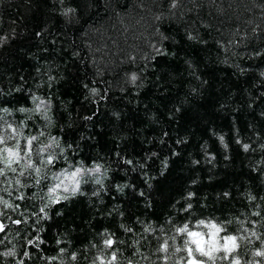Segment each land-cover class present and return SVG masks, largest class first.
<instances>
[{"label":"trees","instance_id":"16d2710c","mask_svg":"<svg viewBox=\"0 0 264 264\" xmlns=\"http://www.w3.org/2000/svg\"><path fill=\"white\" fill-rule=\"evenodd\" d=\"M170 3L0 0V108L11 110L0 115L24 121L26 137L44 128L34 147L59 139V159L41 168L40 185L20 189L24 201L0 193L29 216L7 221L0 253L14 245L16 255L0 264H107L116 249L113 264H176L187 237L175 229L188 223L208 239L200 219L264 240V0ZM33 94L49 102V120L43 108L17 111L35 108ZM96 164L100 173L76 178L75 195L61 185L54 195L68 198L46 209L49 219L31 216L48 203L49 185L67 177L71 189V172ZM37 235L44 243L28 244ZM164 240L167 253L157 250ZM251 240L240 242L241 264H264L252 255L261 241Z\"/></svg>","mask_w":264,"mask_h":264},{"label":"snow or ice","instance_id":"6c2138e0","mask_svg":"<svg viewBox=\"0 0 264 264\" xmlns=\"http://www.w3.org/2000/svg\"><path fill=\"white\" fill-rule=\"evenodd\" d=\"M61 2H63V0H61ZM178 3L179 0H171L170 8H177ZM71 12H74V9L69 8L64 14L67 15ZM157 19H159V17H157ZM6 41L7 37L0 36V44ZM156 51L159 54H163L159 48H157ZM259 54L260 53H257V55ZM49 79L51 80L53 78L49 77ZM131 79L132 81H135L137 79L136 74H132ZM85 87H87V85H85ZM17 91H19V89H17ZM91 91L95 93L96 89H92ZM32 99L35 104L34 109L21 107L17 109V111L22 113L29 111L40 112L43 108L45 110L44 119L46 121L49 120L50 117L47 115L49 102L35 96L34 94ZM0 113L11 115V110L7 107H3L0 108ZM26 127H28V125L24 121H9L5 119L4 115H0V128L3 130L0 132V193H7L11 198L13 196V191H15L16 195L14 200L21 202L25 200L26 196L24 192L20 191V189L29 187L30 182L35 185H40L41 180L44 179V177H41V168L45 166H55L56 161L59 159L56 152L53 150V145L59 147V139L57 137H51V143L48 145L34 147V141L38 140V136L45 135V129L41 128L38 135L26 137L23 132V128ZM5 133L7 135H5ZM22 138L24 140L23 144L21 143ZM220 139L223 141V137H220ZM68 147H71V145H68ZM243 147L244 150L247 151L250 146L245 144ZM153 155H155V153H153ZM127 163L130 164L132 162L127 161ZM101 167L100 164H96L94 168H89L87 170L83 167H77L75 171H72L70 174V178L74 181V185L71 189H69L68 186H64L63 191L65 193L71 191V194L75 195L80 191V181L76 178L86 172L100 173ZM67 172L68 170L64 169L60 175H65ZM53 179L58 180L59 177L54 176ZM95 183L101 184V180L97 178ZM62 184L63 181L61 180L59 183L48 186V203L40 207L38 212H32L31 216L39 217V219L50 218L46 209L51 204H58L61 199L68 198L67 195L63 197L54 195L57 193V190L61 188ZM141 195H143V193H141ZM192 195V193L189 194V196ZM225 195L228 194L225 193ZM28 199H31V197H28ZM251 199L255 200L256 197L252 196ZM0 205H2V208H0V234H4L0 237V244H3L4 240L7 239L9 229L7 221H11L14 225H20L22 223H27L29 216L26 215V207L24 210H21L20 203L10 202V200L5 199L3 195H0ZM191 208L192 205L189 203L184 210L188 211ZM9 209L12 212H18L19 218L14 219L12 216L8 215L7 210ZM253 215L260 216V213L255 212ZM36 222L38 223L39 220ZM228 223H231V221ZM201 226L209 230L208 239H205L202 231L190 230L188 223H184L182 226L175 229L176 233L187 237L183 239L182 247H175L174 252L172 253V255H175L179 252H186V256H181L176 264H218V262H221V264H223V262H229V264H241V256L244 253L240 252V242L248 241L251 243L252 237L261 241V248L252 253L253 257H264V240H261V236L257 235L254 229L242 228L237 234H232L227 231L224 222L217 224L215 221H209L206 223L204 219H200L196 224L197 228H200ZM128 231L131 230L128 229ZM221 233L224 234L221 236ZM172 239L175 240L176 237L173 236ZM221 240L223 243H221ZM42 243H44V241L39 235L28 241V244L36 247H39ZM116 243L117 241L113 240L111 236L104 240V245L107 249H112L113 245ZM119 243H123V241H120ZM193 245H195V247H193ZM14 248L15 246L13 245V249L0 253V255L6 257L15 256L16 252L14 251ZM157 250L167 253L169 250L168 241L164 240L160 248ZM117 251L118 249L108 253L110 259L107 260V264H113V261L117 260ZM23 255L29 256V253L25 251ZM51 259L54 260L56 257H52ZM72 259H75V256H73ZM97 259H100L101 264H104L103 257H98ZM164 259L167 260L168 257L165 256ZM18 264H24V261L21 259ZM129 264H132V262L129 261ZM244 264H250V262L245 261ZM251 264H261V262L253 261Z\"/></svg>","mask_w":264,"mask_h":264},{"label":"rangeland","instance_id":"374dc122","mask_svg":"<svg viewBox=\"0 0 264 264\" xmlns=\"http://www.w3.org/2000/svg\"><path fill=\"white\" fill-rule=\"evenodd\" d=\"M63 185L69 187L70 181H69V179L67 177L65 179H63Z\"/></svg>","mask_w":264,"mask_h":264},{"label":"water","instance_id":"95a60500","mask_svg":"<svg viewBox=\"0 0 264 264\" xmlns=\"http://www.w3.org/2000/svg\"><path fill=\"white\" fill-rule=\"evenodd\" d=\"M0 235H2V234H0Z\"/></svg>","mask_w":264,"mask_h":264}]
</instances>
